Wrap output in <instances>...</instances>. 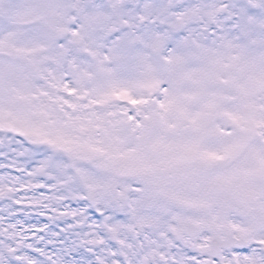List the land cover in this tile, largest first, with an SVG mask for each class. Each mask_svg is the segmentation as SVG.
I'll return each instance as SVG.
<instances>
[{"label": "snow or ice", "instance_id": "snow-or-ice-1", "mask_svg": "<svg viewBox=\"0 0 264 264\" xmlns=\"http://www.w3.org/2000/svg\"><path fill=\"white\" fill-rule=\"evenodd\" d=\"M0 264H264V0H0Z\"/></svg>", "mask_w": 264, "mask_h": 264}]
</instances>
